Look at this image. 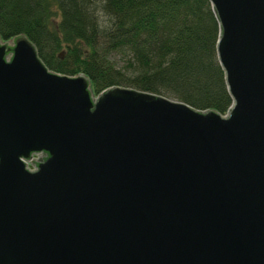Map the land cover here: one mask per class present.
I'll return each instance as SVG.
<instances>
[{
    "label": "water",
    "instance_id": "obj_1",
    "mask_svg": "<svg viewBox=\"0 0 264 264\" xmlns=\"http://www.w3.org/2000/svg\"><path fill=\"white\" fill-rule=\"evenodd\" d=\"M208 1L223 115L0 39V264H264V0Z\"/></svg>",
    "mask_w": 264,
    "mask_h": 264
},
{
    "label": "trees",
    "instance_id": "obj_2",
    "mask_svg": "<svg viewBox=\"0 0 264 264\" xmlns=\"http://www.w3.org/2000/svg\"><path fill=\"white\" fill-rule=\"evenodd\" d=\"M16 35L49 70L83 73L96 95L122 86L221 115L231 105L208 0H0V39Z\"/></svg>",
    "mask_w": 264,
    "mask_h": 264
},
{
    "label": "rangeland",
    "instance_id": "obj_3",
    "mask_svg": "<svg viewBox=\"0 0 264 264\" xmlns=\"http://www.w3.org/2000/svg\"><path fill=\"white\" fill-rule=\"evenodd\" d=\"M111 60H112V63L116 67H118V68H124V66H125V60H126L124 56H121L118 53H113L111 55ZM90 90H91V88H90ZM91 92H92V90H91ZM92 94H93V92H92ZM93 96H96V94H93Z\"/></svg>",
    "mask_w": 264,
    "mask_h": 264
}]
</instances>
